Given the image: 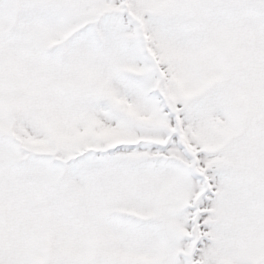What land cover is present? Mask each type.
I'll use <instances>...</instances> for the list:
<instances>
[{
  "label": "snow or ice",
  "instance_id": "obj_1",
  "mask_svg": "<svg viewBox=\"0 0 264 264\" xmlns=\"http://www.w3.org/2000/svg\"><path fill=\"white\" fill-rule=\"evenodd\" d=\"M0 264H264V0H0Z\"/></svg>",
  "mask_w": 264,
  "mask_h": 264
}]
</instances>
